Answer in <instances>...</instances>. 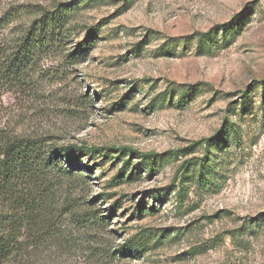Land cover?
Returning a JSON list of instances; mask_svg holds the SVG:
<instances>
[{
  "label": "rangeland",
  "instance_id": "374dc122",
  "mask_svg": "<svg viewBox=\"0 0 264 264\" xmlns=\"http://www.w3.org/2000/svg\"><path fill=\"white\" fill-rule=\"evenodd\" d=\"M71 1L3 0L47 10ZM81 1L65 53L96 29L84 62L50 57L33 94L2 97L0 128L49 147L118 150L84 158L93 175L60 181L56 200L104 218L119 202L95 238L112 248L144 230L169 234L144 257L102 264H264V221L242 229L264 217V0ZM127 148L140 155L111 188ZM102 194L113 197L91 204ZM53 250L33 264H85Z\"/></svg>",
  "mask_w": 264,
  "mask_h": 264
},
{
  "label": "trees",
  "instance_id": "16d2710c",
  "mask_svg": "<svg viewBox=\"0 0 264 264\" xmlns=\"http://www.w3.org/2000/svg\"><path fill=\"white\" fill-rule=\"evenodd\" d=\"M82 8L81 0L60 3L52 10L14 7L0 0V106L5 94L17 98L33 94L39 73L43 72L42 65L50 57L72 61V65L84 62L95 42L96 29L87 33L86 40L78 43L75 51L65 53L74 27L72 18ZM27 17L29 21L23 25ZM59 72L54 68L46 77L54 78ZM257 87L264 90V80ZM246 97L247 94L241 99L243 108ZM85 98L86 103L91 102ZM49 146L45 137H24L0 128V264H33L38 256L46 257L52 249L78 253L85 264L137 260L167 238L169 231L144 230L113 248L99 243L95 239L97 232L107 226L105 220L117 211L119 202L107 209L109 216L104 218L94 206L89 208L69 197L56 200V188L62 183L86 185L89 178L79 172L93 175V169L83 164V159H106L112 150H118L87 145ZM124 150L128 159L111 180V188L124 180L132 157L140 155L131 148ZM111 197L112 194L99 195L91 204L98 198ZM139 211L141 204L131 215ZM261 221L264 217L250 221L242 229L258 227Z\"/></svg>",
  "mask_w": 264,
  "mask_h": 264
}]
</instances>
